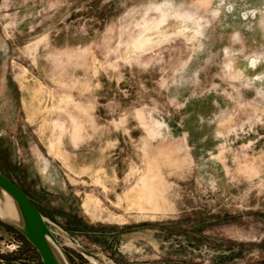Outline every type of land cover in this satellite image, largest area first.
Here are the masks:
<instances>
[{
	"label": "rangeland",
	"instance_id": "374dc122",
	"mask_svg": "<svg viewBox=\"0 0 264 264\" xmlns=\"http://www.w3.org/2000/svg\"><path fill=\"white\" fill-rule=\"evenodd\" d=\"M0 172L108 264H264V0H0Z\"/></svg>",
	"mask_w": 264,
	"mask_h": 264
},
{
	"label": "water",
	"instance_id": "95a60500",
	"mask_svg": "<svg viewBox=\"0 0 264 264\" xmlns=\"http://www.w3.org/2000/svg\"><path fill=\"white\" fill-rule=\"evenodd\" d=\"M2 196L9 199L15 216L0 218V223L11 228L30 243L37 251L42 264H71L66 253V249L69 248L77 251L89 261V258L96 260L97 263L93 264H108L79 244L61 242L50 228L49 220L45 218L27 193L0 172V197Z\"/></svg>",
	"mask_w": 264,
	"mask_h": 264
},
{
	"label": "bare ground",
	"instance_id": "6f19581e",
	"mask_svg": "<svg viewBox=\"0 0 264 264\" xmlns=\"http://www.w3.org/2000/svg\"><path fill=\"white\" fill-rule=\"evenodd\" d=\"M7 216V217H5ZM15 216L13 207L6 196L0 197V218H8ZM92 263H97L93 258H89Z\"/></svg>",
	"mask_w": 264,
	"mask_h": 264
},
{
	"label": "trees",
	"instance_id": "16d2710c",
	"mask_svg": "<svg viewBox=\"0 0 264 264\" xmlns=\"http://www.w3.org/2000/svg\"><path fill=\"white\" fill-rule=\"evenodd\" d=\"M36 205V204H35ZM37 206V205H36ZM37 208L39 209V207L37 206ZM40 210V209H39ZM41 211V210H40ZM7 227V226H6ZM7 228H9V227H7ZM9 229H11V228H9ZM12 230V229H11ZM14 231V230H13ZM15 232V231H14Z\"/></svg>",
	"mask_w": 264,
	"mask_h": 264
},
{
	"label": "built area",
	"instance_id": "2783aa9c",
	"mask_svg": "<svg viewBox=\"0 0 264 264\" xmlns=\"http://www.w3.org/2000/svg\"><path fill=\"white\" fill-rule=\"evenodd\" d=\"M54 233V232H53ZM55 234V233H54Z\"/></svg>",
	"mask_w": 264,
	"mask_h": 264
}]
</instances>
